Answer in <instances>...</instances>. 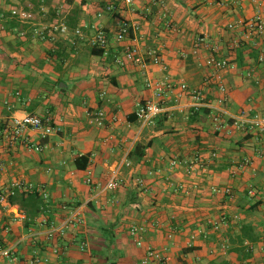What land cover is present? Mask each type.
<instances>
[{
  "label": "crops",
  "instance_id": "1",
  "mask_svg": "<svg viewBox=\"0 0 264 264\" xmlns=\"http://www.w3.org/2000/svg\"><path fill=\"white\" fill-rule=\"evenodd\" d=\"M108 6L114 13L104 12ZM14 8L35 19L19 22ZM259 10L264 18V0H0V194L36 190L45 201L32 219L19 202H0V248L14 253L0 264H143L146 248L131 237L133 226L146 227V246L173 264H264L263 145L233 126L243 111L249 120L264 115V39L242 25ZM122 20L140 25L139 45L158 48L162 64L143 74L115 63L131 43L115 40ZM60 22L69 36L40 40L32 32ZM99 27L110 38L107 56L91 46ZM203 35L237 65L220 75L229 93L224 104L213 69L202 65L209 51L192 53ZM249 71L254 77L246 78ZM166 81L173 90L161 101L148 82ZM184 83L204 91L208 115L193 114L197 103L182 93ZM147 100L162 104L154 125L135 119ZM98 111L106 114L103 127L92 121ZM27 114L50 119L58 131L44 138L28 129L14 139L13 119ZM215 114L227 123L221 131ZM37 144L42 153L31 149ZM173 159L196 161L194 170L171 168ZM115 169L125 183L106 190Z\"/></svg>",
  "mask_w": 264,
  "mask_h": 264
},
{
  "label": "built area",
  "instance_id": "2",
  "mask_svg": "<svg viewBox=\"0 0 264 264\" xmlns=\"http://www.w3.org/2000/svg\"><path fill=\"white\" fill-rule=\"evenodd\" d=\"M24 1V0H20ZM124 2L131 6L135 3V0H124ZM160 2V0H152V4ZM114 7L108 6L105 9V13H114ZM147 13L151 11V7L146 9ZM11 16L13 18H17L19 22L24 24L32 23L31 14L26 12L25 10L20 9H12ZM3 17V16H2ZM247 33L252 37H258L264 39V18L263 12L259 10V12L255 15V17L245 23L242 24ZM167 27L176 30L175 27H172L170 24H167ZM4 27H2L3 29ZM33 34L36 38L40 40L50 39L52 41L57 40L59 37L69 36L71 30L69 26L64 23H56L50 26L47 25H35L33 28ZM141 32V27L138 24L132 23L128 20H122L119 30L115 35V40L118 43H124L125 41H131L130 44L123 45V52L118 55L115 59V63L119 66H127L129 64L140 67V70L143 74H146L148 67L151 64L160 65L163 63V57L158 48H151L147 51H144L142 47L139 45V37L138 35ZM75 35L79 38H84V34L80 28L75 31ZM68 40L72 43V38H68ZM92 48L96 50H101L104 56L109 55L110 49V38L108 33L102 28H96V35L91 40ZM203 49H207L209 51V55L203 62V66L213 69L214 79L216 80V85L218 91L220 93L219 103L224 104L228 101V88L225 83L221 80L220 75L222 73L229 72L230 70H235L237 65L230 62L227 59L220 57L219 50L216 46L212 45L206 36H200L193 47V55L197 58L201 56V52ZM261 61L264 60L263 57L260 58ZM218 76V78H217ZM254 77V73L249 71L246 74V78ZM220 78V80H219ZM153 85V86H152ZM148 87H154L156 90V96L161 101L168 95L169 92L173 90V85L169 82H157L152 84L148 82ZM180 89L182 93L188 94V96L194 100L197 104L194 106V110H199L201 108V104L204 101V91L198 88H191L187 84H181ZM17 95H20L18 92ZM160 102L147 100L141 103L138 106L136 111L137 119L147 125H154L156 123L157 117L162 114L163 108ZM246 111H243L242 116L240 118L233 119V126L237 128H241L247 132V134L254 136L259 140L263 149L261 150V156L264 158V115L254 118L253 120L246 119ZM106 119V114L103 111L95 112L92 115L93 123L98 127H103ZM212 121L214 130L221 131L226 126V121H224L217 114L212 115ZM33 129L39 130L42 132L43 137L47 138L51 135L55 134L58 129L51 124L50 119H44L38 115L27 114L22 118H15L12 121V133L14 139L20 137L25 130ZM1 132V130H0ZM31 149L35 152L42 153L44 151V146L42 145H33ZM195 162H183L179 159H173L170 163L171 168H177L180 166H185L187 173L191 174L194 170ZM131 164L128 163V166ZM86 178V184L93 186L94 185V174L92 170H88ZM125 183V180L121 177L119 171L117 169L112 171L111 178L108 180L105 189L109 191H116L121 188ZM138 186L142 189H146V184L143 179H139L137 181ZM95 187L98 188L99 185L95 184ZM16 189L8 192L7 194H0V202H8L9 198L16 194ZM214 193L224 194V195H232V189H220V188H212ZM249 194L251 197L256 198L257 192L254 187L249 189ZM264 198V195H262ZM69 223H72V219L69 220ZM223 222H215L213 223L216 229H219ZM147 230L144 226H133L130 230L131 237L135 240L136 244L139 247L146 248V255L143 260V264H173L172 260L161 254L157 249L152 246H146L145 244V234ZM54 233L51 232L50 236ZM226 252V247L223 248ZM12 249H3L0 248V256L4 258H12L13 256Z\"/></svg>",
  "mask_w": 264,
  "mask_h": 264
},
{
  "label": "trees",
  "instance_id": "3",
  "mask_svg": "<svg viewBox=\"0 0 264 264\" xmlns=\"http://www.w3.org/2000/svg\"><path fill=\"white\" fill-rule=\"evenodd\" d=\"M26 12L31 14L32 20L35 18L33 17L32 13L28 10H25ZM11 15V14H10ZM95 53H99L100 55H103V52L101 50H94ZM241 64V62H240ZM193 114L197 116L200 115H208V110H202L201 108L199 110H194ZM135 119H137V116L135 114ZM139 148V147H138ZM84 164H77V167L79 169H85L87 167L88 161L87 159L84 160ZM10 204H15L16 202H19L21 207L25 210L27 214V218L32 219L33 217L37 216L43 207H45V201L40 192L38 191H32V192H16V196H12L9 198Z\"/></svg>",
  "mask_w": 264,
  "mask_h": 264
}]
</instances>
